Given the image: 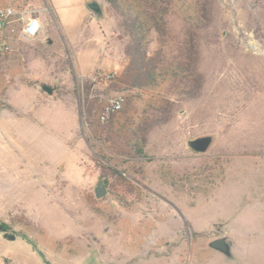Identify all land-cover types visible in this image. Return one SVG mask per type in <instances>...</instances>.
I'll use <instances>...</instances> for the list:
<instances>
[{"label":"rangeland","instance_id":"1","mask_svg":"<svg viewBox=\"0 0 264 264\" xmlns=\"http://www.w3.org/2000/svg\"><path fill=\"white\" fill-rule=\"evenodd\" d=\"M97 1L124 46L118 15ZM200 1L174 0L172 53L196 29ZM208 1L195 96L172 77L131 89L124 69L89 72L77 41L49 24L50 43L42 32L25 38L18 17L0 28V223L16 233L0 231V264H46L39 252L50 264H125L147 253L146 232L149 254L164 244L165 261L264 264V0ZM44 4L0 0L35 13ZM120 95L122 108L102 122ZM208 134L206 152L188 145ZM225 235L232 259L208 245Z\"/></svg>","mask_w":264,"mask_h":264},{"label":"trees","instance_id":"2","mask_svg":"<svg viewBox=\"0 0 264 264\" xmlns=\"http://www.w3.org/2000/svg\"><path fill=\"white\" fill-rule=\"evenodd\" d=\"M119 17L120 26L127 37L124 53L128 58L121 79L131 89H142L158 84L172 77L190 96L200 92L202 76L197 70L198 45L197 30L201 24L209 21L208 0L202 4L199 15L195 18L196 29L188 27L184 40L176 52L167 44L174 0H107ZM155 36V38H153ZM157 47L151 50V43ZM183 89V90H184ZM107 170L118 172L110 166ZM9 225L0 223V231L14 240L16 233H8Z\"/></svg>","mask_w":264,"mask_h":264},{"label":"crops","instance_id":"3","mask_svg":"<svg viewBox=\"0 0 264 264\" xmlns=\"http://www.w3.org/2000/svg\"><path fill=\"white\" fill-rule=\"evenodd\" d=\"M87 1L44 0V11L39 10L35 13L42 21L41 32L44 39L48 41L50 38L48 33L49 24L55 27L54 29L61 37L71 40L75 39L77 41L78 44L76 46L78 47L79 60L86 63V68L89 72L93 69L100 68L103 74L107 72L114 74L120 73L127 62L124 46L119 42L120 30L115 22H111L107 15L97 14L89 9L86 5ZM0 125L3 126L4 124L0 123ZM174 232L175 230H173V234ZM149 237V232H146L144 236L146 246L143 249L147 253L142 252L140 257L125 264H182L180 258L179 261L175 259L173 261H165V254L163 252L166 247L164 244L157 245L156 247L160 250V255H150L151 243ZM80 263L94 264V261L92 262L88 256H85Z\"/></svg>","mask_w":264,"mask_h":264},{"label":"water","instance_id":"4","mask_svg":"<svg viewBox=\"0 0 264 264\" xmlns=\"http://www.w3.org/2000/svg\"><path fill=\"white\" fill-rule=\"evenodd\" d=\"M86 5L89 9H91L93 12L97 13V14H103V9L104 6L97 0H88L86 2ZM48 43L51 42V40L49 39L47 41ZM41 88L46 91L49 94H52L55 90V86L47 83V82H42L41 83ZM214 137L211 134L208 135H202V136H196V137H192L188 140V145L196 152L199 153H203L206 152L209 147L211 146V144L213 143ZM95 194L98 198L104 196L105 194H107V189L104 186V181L103 178H100L97 182H96V187H95ZM34 245V244H33ZM209 246L221 253H223L225 256H227L228 258H233L234 254L232 251V242L229 240L228 236H221V237H217L213 240H211L209 242ZM34 247L37 249L36 245H34ZM40 255L42 256V258L44 259V261L46 262V264H50L45 256L39 252Z\"/></svg>","mask_w":264,"mask_h":264},{"label":"built area","instance_id":"5","mask_svg":"<svg viewBox=\"0 0 264 264\" xmlns=\"http://www.w3.org/2000/svg\"><path fill=\"white\" fill-rule=\"evenodd\" d=\"M18 17L20 19L21 34L25 38L37 37L42 30V23L40 18L31 10H16L12 6H1L0 7V28L5 27L9 21ZM125 102L124 96L120 95L115 99L110 100L103 106L100 114V120L102 122L106 121L111 114L119 111Z\"/></svg>","mask_w":264,"mask_h":264}]
</instances>
